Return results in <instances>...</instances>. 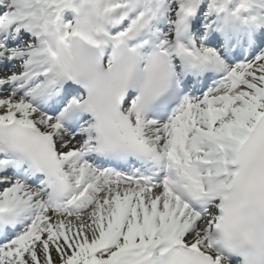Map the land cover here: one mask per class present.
<instances>
[{
	"label": "snow or ice",
	"instance_id": "6c2138e0",
	"mask_svg": "<svg viewBox=\"0 0 264 264\" xmlns=\"http://www.w3.org/2000/svg\"><path fill=\"white\" fill-rule=\"evenodd\" d=\"M0 264H264V0H0Z\"/></svg>",
	"mask_w": 264,
	"mask_h": 264
}]
</instances>
